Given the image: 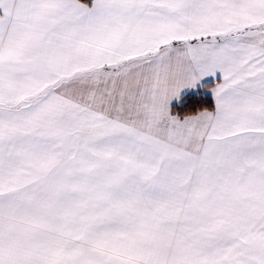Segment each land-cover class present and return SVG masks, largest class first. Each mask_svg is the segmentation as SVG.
Wrapping results in <instances>:
<instances>
[{
  "label": "snow or ice",
  "instance_id": "snow-or-ice-1",
  "mask_svg": "<svg viewBox=\"0 0 264 264\" xmlns=\"http://www.w3.org/2000/svg\"><path fill=\"white\" fill-rule=\"evenodd\" d=\"M0 264H264V0H0Z\"/></svg>",
  "mask_w": 264,
  "mask_h": 264
}]
</instances>
